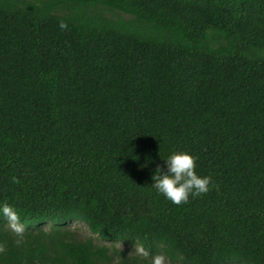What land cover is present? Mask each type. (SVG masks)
Masks as SVG:
<instances>
[{
  "label": "trees",
  "instance_id": "obj_1",
  "mask_svg": "<svg viewBox=\"0 0 264 264\" xmlns=\"http://www.w3.org/2000/svg\"><path fill=\"white\" fill-rule=\"evenodd\" d=\"M0 202V264H264V0H0Z\"/></svg>",
  "mask_w": 264,
  "mask_h": 264
},
{
  "label": "clouds",
  "instance_id": "obj_2",
  "mask_svg": "<svg viewBox=\"0 0 264 264\" xmlns=\"http://www.w3.org/2000/svg\"><path fill=\"white\" fill-rule=\"evenodd\" d=\"M60 28L65 25L61 23ZM197 157L188 151H173L164 161L165 168L157 167L151 177V184L155 191L172 204L187 203L189 196H198L206 193L210 188L211 177L199 175L196 172ZM0 217L5 218L10 227L16 232L23 231V225L18 222V213L13 205L0 202ZM136 253L141 257H148L149 253L142 245H137ZM163 255H154L152 264H163Z\"/></svg>",
  "mask_w": 264,
  "mask_h": 264
},
{
  "label": "rangeland",
  "instance_id": "obj_3",
  "mask_svg": "<svg viewBox=\"0 0 264 264\" xmlns=\"http://www.w3.org/2000/svg\"><path fill=\"white\" fill-rule=\"evenodd\" d=\"M71 225H78L77 223H72ZM82 231H84L83 229H82Z\"/></svg>",
  "mask_w": 264,
  "mask_h": 264
}]
</instances>
